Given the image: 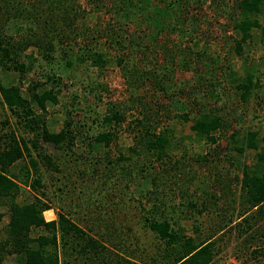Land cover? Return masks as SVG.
<instances>
[{
  "label": "rangeland",
  "instance_id": "1",
  "mask_svg": "<svg viewBox=\"0 0 264 264\" xmlns=\"http://www.w3.org/2000/svg\"><path fill=\"white\" fill-rule=\"evenodd\" d=\"M240 1L80 0L88 12L81 22L84 31L82 37L66 43L57 55L61 65L58 83L46 84L47 64L28 58L37 54L33 47L13 56L18 63L29 66L22 78L19 73L0 67V84L22 86L25 97L32 82L44 84L39 91L56 89L58 104L48 103L44 111L32 104L34 112L45 117L50 131H60L70 120L82 132L71 151L59 153L49 145H39L40 151L56 157L60 170L42 164V191L46 198L43 200L20 185L18 201L42 199L50 206L44 212L46 221H58L64 212L110 246L124 248L138 264H148L153 258L163 262L161 248L165 245L146 224L153 209L179 225L176 227L187 237L202 234L206 239L216 235L212 239V264H264V214L261 217L258 208L247 211L241 194L242 168L256 164L257 151L245 147V153L239 156L231 141V135L238 133L239 147L243 146V137L249 131H259L260 138L264 137V0L259 11L248 14L261 27L251 28L250 39L238 52L242 33L237 26L247 17L238 8ZM128 6L134 7L130 16ZM122 13L130 18L122 20ZM151 20L160 28L156 35L155 27H148ZM15 29L9 27L5 31L6 40L12 38L16 43L20 39ZM116 33L128 38L129 43L132 34L144 39L141 52H135L134 42L123 50L124 45L115 43ZM72 49L75 53L94 49L108 64L99 69L89 62H78L72 71H62ZM166 50L174 55L173 61ZM193 52L207 53L203 58L206 64L192 61L189 70L185 55ZM120 58L125 61L122 66L118 63ZM143 71H155V75L143 79ZM250 75L258 87L243 100V90L238 87ZM202 76L206 80L199 81ZM157 82L163 84V90ZM120 107L124 108L125 121L112 127L116 128L112 145L90 151V139L104 130L99 125L101 116ZM211 111L223 123L217 131L216 144L192 129L198 115ZM186 115L190 116L188 122ZM145 116L151 117L153 133L165 134L171 141L164 162L143 154L138 145L137 138L143 134L137 123L143 122ZM17 119L7 106L0 104V134H26ZM135 147L137 154L132 152ZM122 154L131 160L121 161ZM20 166L17 162L9 171L18 174ZM154 178L159 185L151 183ZM0 212L3 229L9 222L8 207H2ZM244 213V217L253 219L249 229L240 220ZM225 223L226 229L220 232ZM196 227L201 233L195 232ZM59 240L62 243L60 236ZM16 258L6 256L2 264H17ZM113 258L109 255L108 264H114Z\"/></svg>",
  "mask_w": 264,
  "mask_h": 264
},
{
  "label": "trees",
  "instance_id": "2",
  "mask_svg": "<svg viewBox=\"0 0 264 264\" xmlns=\"http://www.w3.org/2000/svg\"><path fill=\"white\" fill-rule=\"evenodd\" d=\"M140 1L142 3L146 2V0H138L139 3ZM261 2L262 0H241L238 4V8L247 15L243 23L237 26L239 32L242 33V39L237 42L238 52L250 39L251 28L261 27L258 20L248 17V14L250 16L260 10L259 5ZM132 8L134 7L128 6V16L131 15ZM122 10L127 11L126 9ZM119 11H121L120 8ZM87 13L80 0H38L33 3L28 0H0V67L5 71L19 73L22 78L26 75L29 66L25 63H18L13 56H18L19 52H27L33 47L37 50V54L32 53L28 58L31 61L40 60L47 64L49 75L46 76V84L58 83L61 79L59 72L61 71V65L57 63V55L62 52L64 46L67 45L66 43L74 42L81 36V32L84 31L81 22L86 18ZM128 16L127 13L126 16L122 13L120 17L125 20L130 18ZM143 20L145 21L146 17H143ZM149 22L152 23L153 21ZM155 22L149 24L148 27L151 26L153 30L155 27L153 34L156 35L160 28L158 29ZM9 27H16L15 31L20 34V39L16 43L12 38L6 40L4 33ZM99 33L102 35L104 31ZM132 35L134 37L132 40L129 39V43L128 38L116 33L114 35L117 36L115 43L119 46L124 45L125 47L122 48L124 50L134 42L136 44L135 52H141L144 39ZM73 50H71L66 64L63 65L62 71H72L78 62H89L93 67L99 69H105L108 64L103 55L94 49L82 50L81 53H75ZM166 54L173 61L174 55L168 53L167 50ZM206 55L207 53L200 54L199 52L186 54L185 66L190 70L192 61L194 64H206V60H203ZM118 63L122 66L125 61L120 58ZM54 67H57V69L53 70ZM154 72L143 71V79H149V76L152 78V75H155ZM159 79L164 80V78ZM198 79L199 81L206 80L203 76L198 77ZM253 79L252 75L248 76L244 84L238 87L243 90V100L246 99L251 90L258 87ZM139 80L142 79L139 78ZM32 83L28 89L27 97L24 96L22 86L0 84V104L7 106L11 113L18 116V124L23 126L26 132L24 135L14 131L6 135L0 134V209L8 207L9 211V222L5 228H0V264L4 262L6 256L7 258L10 256L17 257V264H108L109 255H113L114 264H138L124 248L110 246L102 241V238H98L97 234L93 233L94 231L81 227L64 212L59 215L58 221L48 222L44 218V212L49 210L50 206L42 201L46 198V194L42 191L45 184L42 164L46 168L57 172L60 168L55 161L56 157L40 151L39 145L41 143L49 145L52 150L59 153L71 151L74 149L77 136H81L80 133L82 132L79 133L70 120L65 122L60 131H50L46 123L47 120L34 112L32 104H38L44 111L48 103L58 104L60 100L59 93L56 89L39 91L44 84L40 82ZM156 85L163 90L164 87L161 82H157ZM189 117L188 115L184 116L185 121L188 122ZM150 119L151 117L145 116L142 119L143 122L139 121L137 123L140 128L139 132L143 134L137 138L138 145L142 148L143 154L155 157L157 162H164L169 156L167 151L171 148V141L167 135L155 134L151 131ZM124 121V108L122 107L101 116L99 125L104 130L101 133L99 132L92 140L90 139L91 143L88 144L90 151L109 148L116 137V128L112 130V127H116L117 124L120 125ZM222 127L221 118L211 111L209 113L202 112L198 115L192 129L207 142L216 144L219 140L217 131ZM30 134L33 135L32 139L25 136ZM239 136L238 133L231 135L232 144L239 156L245 153V147L257 151L256 164L253 166L244 165L242 168L241 194L245 197L247 211L258 208L260 209L258 214L263 217L264 137L260 138L259 131H249L246 133V137H243L244 145L239 147V143H241ZM138 147L132 149L133 154L138 153ZM120 160L127 162L131 158L122 154ZM17 162L21 163L19 173H11L10 168ZM144 168L143 173H145ZM151 183L159 185L156 178L151 179ZM20 185L30 189L42 199L36 197L31 201H18L21 194ZM155 207L160 206L155 205ZM158 212H160L158 209H153L150 217L146 219V224L165 245L161 248L163 262L153 258L148 264L213 263L215 241H212V239L216 235L203 239L202 234H198V232H201L196 227L195 232L198 235H195L194 238L187 237L179 227H176L179 225H175L168 218H162L163 215H158ZM246 214H242L240 220L242 218L249 229L253 219L252 217L248 219L244 217ZM1 217L2 213L0 212V221ZM227 225L225 223L220 227L222 228L220 232H223ZM59 236L62 243H60ZM62 255L64 258H62Z\"/></svg>",
  "mask_w": 264,
  "mask_h": 264
}]
</instances>
